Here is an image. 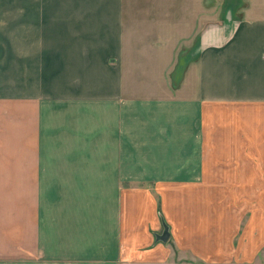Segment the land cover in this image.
Returning a JSON list of instances; mask_svg holds the SVG:
<instances>
[{
  "label": "crops",
  "instance_id": "0c3cea01",
  "mask_svg": "<svg viewBox=\"0 0 264 264\" xmlns=\"http://www.w3.org/2000/svg\"><path fill=\"white\" fill-rule=\"evenodd\" d=\"M0 38V264L154 261L160 211L191 246L264 196V0H0Z\"/></svg>",
  "mask_w": 264,
  "mask_h": 264
},
{
  "label": "rangeland",
  "instance_id": "374dc122",
  "mask_svg": "<svg viewBox=\"0 0 264 264\" xmlns=\"http://www.w3.org/2000/svg\"><path fill=\"white\" fill-rule=\"evenodd\" d=\"M12 39L16 44H23V37ZM240 199L243 200L239 211L237 206L229 210L230 206L226 203L224 207L221 205L216 214L219 234L216 229L210 228L202 244L193 245L191 242V246L186 245L183 206L172 209V215L175 214L170 219L172 223L160 211L161 228L158 234H161L165 224L169 237L164 242L154 240L162 244L161 250L156 253L158 257L154 261L129 264H264V196Z\"/></svg>",
  "mask_w": 264,
  "mask_h": 264
},
{
  "label": "water",
  "instance_id": "95a60500",
  "mask_svg": "<svg viewBox=\"0 0 264 264\" xmlns=\"http://www.w3.org/2000/svg\"><path fill=\"white\" fill-rule=\"evenodd\" d=\"M168 237H169L168 227H167V225L163 224V230H162L161 234H157L155 238H156V240H160V241L164 242L167 240Z\"/></svg>",
  "mask_w": 264,
  "mask_h": 264
}]
</instances>
